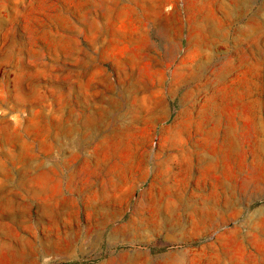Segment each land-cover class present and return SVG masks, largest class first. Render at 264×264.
<instances>
[{"label": "rangeland", "instance_id": "obj_1", "mask_svg": "<svg viewBox=\"0 0 264 264\" xmlns=\"http://www.w3.org/2000/svg\"><path fill=\"white\" fill-rule=\"evenodd\" d=\"M0 264H264V0H0Z\"/></svg>", "mask_w": 264, "mask_h": 264}]
</instances>
